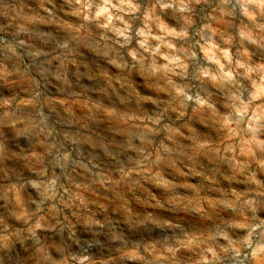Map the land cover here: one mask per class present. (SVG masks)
Returning <instances> with one entry per match:
<instances>
[{
	"label": "rangeland",
	"instance_id": "obj_1",
	"mask_svg": "<svg viewBox=\"0 0 264 264\" xmlns=\"http://www.w3.org/2000/svg\"><path fill=\"white\" fill-rule=\"evenodd\" d=\"M0 264H264V0H0Z\"/></svg>",
	"mask_w": 264,
	"mask_h": 264
},
{
	"label": "clouds",
	"instance_id": "obj_2",
	"mask_svg": "<svg viewBox=\"0 0 264 264\" xmlns=\"http://www.w3.org/2000/svg\"><path fill=\"white\" fill-rule=\"evenodd\" d=\"M77 2H79V0H77Z\"/></svg>",
	"mask_w": 264,
	"mask_h": 264
}]
</instances>
